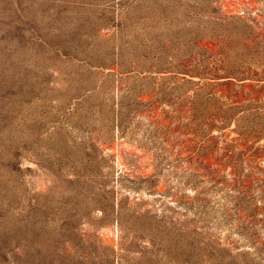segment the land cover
I'll use <instances>...</instances> for the list:
<instances>
[{
    "label": "rangeland",
    "instance_id": "1",
    "mask_svg": "<svg viewBox=\"0 0 264 264\" xmlns=\"http://www.w3.org/2000/svg\"><path fill=\"white\" fill-rule=\"evenodd\" d=\"M0 264H264V0H0Z\"/></svg>",
    "mask_w": 264,
    "mask_h": 264
}]
</instances>
